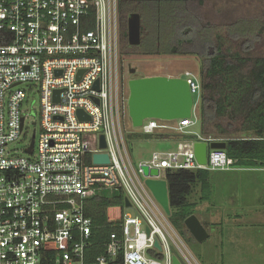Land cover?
<instances>
[{
	"label": "built area",
	"instance_id": "2783aa9c",
	"mask_svg": "<svg viewBox=\"0 0 264 264\" xmlns=\"http://www.w3.org/2000/svg\"><path fill=\"white\" fill-rule=\"evenodd\" d=\"M119 2L0 0V264H173L175 256L182 264H201L146 179L169 185L168 173L178 170L249 169L226 149L210 150L207 164L196 159V141L227 140L192 129L202 85L188 71L184 78L198 97L192 117L147 119L135 129L197 134L199 140H179L177 149L133 162L125 128L131 76L121 69ZM37 94L39 119L28 122L37 115ZM30 123L40 128L29 138ZM96 153L109 154L110 162L94 163ZM142 165L159 175H144ZM104 191L123 195V203L108 207V223L117 229L96 244L85 203ZM130 207L138 216L126 211ZM111 209L117 217H110Z\"/></svg>",
	"mask_w": 264,
	"mask_h": 264
},
{
	"label": "rangeland",
	"instance_id": "374dc122",
	"mask_svg": "<svg viewBox=\"0 0 264 264\" xmlns=\"http://www.w3.org/2000/svg\"><path fill=\"white\" fill-rule=\"evenodd\" d=\"M139 2L141 4H138ZM174 2L176 1L160 5L156 1L148 4L145 0H127L126 4L132 8V13L141 14L142 43L139 46L129 44L128 19L132 13L126 16V19L124 15L122 19L119 13L120 59L125 76L131 68L140 72L147 70L182 77H185V72L188 71L195 74L203 86L199 48L201 45L220 46L228 59H243L244 63L239 64L236 69V77L247 76L255 60L264 58V0ZM178 38L183 39L181 45H178ZM188 39H193V43ZM173 47H179L178 54L166 51ZM209 84L206 91L202 89V95L204 90L207 96H217L223 86L217 89L216 81L213 80ZM34 97L37 115L31 117L28 122L32 119L38 120L40 115L39 95ZM195 99L198 100L196 95ZM198 106L199 103L197 108ZM247 112L246 103L237 104L230 108L229 115L210 123L207 130L213 135H221V126L227 130L224 133L226 136H245V131H248ZM28 127L31 129L30 138L34 129L38 132L40 124L33 126L30 123ZM125 128L129 132H126L127 144L135 164L150 158L156 150L177 149L178 144L170 138L145 137L149 134L135 129L130 117L126 120ZM198 129L199 126L193 127V130ZM134 133H138V136ZM172 133L174 132L171 131L170 134ZM211 183L217 205L221 206L220 209L234 214L237 220L233 219L231 223H227L230 219L226 216L223 220L225 229L222 237L221 227L211 224L208 239L198 242L194 238H186L188 246L201 264H264V171H218L211 174ZM104 192L110 197L115 196L111 191ZM195 206L194 213L208 211V202ZM126 211L132 216H138L134 207ZM117 215V209L110 210V217Z\"/></svg>",
	"mask_w": 264,
	"mask_h": 264
},
{
	"label": "trees",
	"instance_id": "16d2710c",
	"mask_svg": "<svg viewBox=\"0 0 264 264\" xmlns=\"http://www.w3.org/2000/svg\"><path fill=\"white\" fill-rule=\"evenodd\" d=\"M149 3L166 4L169 1L180 2L181 0H145ZM127 0H120V13L126 19L132 13V8L127 6ZM174 2V3H176ZM143 3V1H142ZM138 4H141L139 2ZM132 6V5H131ZM180 10V9H179ZM182 11V9H181ZM178 12V11H177ZM242 31V33H244ZM237 37V33H235ZM193 43V39H188ZM178 45L183 43L182 38H178ZM205 40V44H206ZM201 50V74L203 78L202 89L209 88V83L216 81L215 87L223 86L217 96H207L203 90L197 108L198 113V133L204 137L223 138L227 140L226 152L234 159L238 160V165L245 167H263L264 166V58L255 60L251 72L247 76L236 77L235 73L239 64L244 63L243 59H228L220 46L212 45L199 46ZM168 53L179 52V47L168 48ZM239 57V56H238ZM146 76L159 75L160 73L143 71ZM246 103L248 112L246 121L248 122V131L245 136L229 135L226 136V129L219 126L221 135H213L207 130V126L220 117L229 115L230 108L235 105ZM138 136V133H134ZM231 136V137H230ZM132 135H130L131 139ZM147 138H170L175 140H199L197 134H182L156 132L145 135ZM211 174L209 170H178L168 173L169 194L172 214L170 216L173 224L180 230L185 238L192 239L185 226V219L194 214V206L198 202H193L191 196L199 190V201L210 199L212 193ZM123 203V195H110L105 192L88 198L85 203V213L91 217L95 225L94 243H104L108 239L109 233L117 228L111 227L108 223L107 209L110 206H118ZM96 253H101L102 249H96Z\"/></svg>",
	"mask_w": 264,
	"mask_h": 264
},
{
	"label": "water",
	"instance_id": "95a60500",
	"mask_svg": "<svg viewBox=\"0 0 264 264\" xmlns=\"http://www.w3.org/2000/svg\"><path fill=\"white\" fill-rule=\"evenodd\" d=\"M128 41L131 46H139L142 43V19L141 14L133 12L128 19ZM137 69L132 68L128 81V113L131 124L134 128L141 127L147 119H158L165 121H176L191 118L195 109V97L192 93L189 82L182 76L171 75H135ZM56 93H59L57 91ZM79 115L86 118L80 110ZM87 118H89L87 116ZM227 141H196L194 151L196 159L200 164H207L209 151L213 149H227ZM34 139L26 149L27 153H32ZM101 147H106L104 136L101 137ZM94 163H109L110 157L107 153H96L93 156ZM144 175L158 176V169H150L148 165L141 166ZM146 184L152 191L158 202L164 207L168 215H171V202L169 185L166 179H146ZM125 204L130 205L128 199ZM185 226L198 242H203L209 238V232L201 223L199 218L192 214L185 219ZM156 246L160 248L159 242ZM173 264H182L175 256Z\"/></svg>",
	"mask_w": 264,
	"mask_h": 264
},
{
	"label": "crops",
	"instance_id": "0c3cea01",
	"mask_svg": "<svg viewBox=\"0 0 264 264\" xmlns=\"http://www.w3.org/2000/svg\"><path fill=\"white\" fill-rule=\"evenodd\" d=\"M195 132L198 133L199 131L195 130ZM171 141H175L177 143L179 140L171 139ZM234 171H239V170H228L227 172H234ZM246 171H256V172L264 171V166L263 167H249V169H247ZM211 172L214 173V172H218V171H211ZM213 194L214 193H213V189H212V193H211L209 200L199 201L201 195H200L199 190H197L196 192H194L192 194L191 200L193 202H198V203L208 202V211H202V212H198V213H194V214L199 218V220L204 225V227L208 230V232H209V228H210L211 224H213V225L215 224L216 227L220 226L221 227L220 236L222 237L224 229H225L224 225H223V223H224L223 220L225 219V217L228 216V218L230 219L227 221V223H231L233 219H235V221L237 219H236V217H234V214L228 213L225 209L224 210L220 209L221 206L217 205L218 201L213 196ZM194 209H196V206H194L193 210ZM194 212H195V210H194ZM231 225H233V224H231ZM209 236H210V234H209Z\"/></svg>",
	"mask_w": 264,
	"mask_h": 264
},
{
	"label": "flooded vegetation",
	"instance_id": "af4514ba",
	"mask_svg": "<svg viewBox=\"0 0 264 264\" xmlns=\"http://www.w3.org/2000/svg\"><path fill=\"white\" fill-rule=\"evenodd\" d=\"M130 68V67H129ZM132 69V68H131ZM131 69H129V73H130V70ZM129 73L127 74V76H129ZM135 75H137V76H139V75H145L143 72H140V71H137L136 73H135ZM130 76H133V74H130ZM146 76V75H145Z\"/></svg>",
	"mask_w": 264,
	"mask_h": 264
},
{
	"label": "clouds",
	"instance_id": "9594fccd",
	"mask_svg": "<svg viewBox=\"0 0 264 264\" xmlns=\"http://www.w3.org/2000/svg\"><path fill=\"white\" fill-rule=\"evenodd\" d=\"M249 168V167H248Z\"/></svg>",
	"mask_w": 264,
	"mask_h": 264
}]
</instances>
